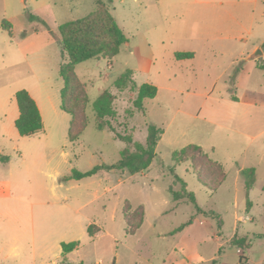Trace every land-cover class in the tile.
<instances>
[{
    "label": "rangeland",
    "instance_id": "rangeland-1",
    "mask_svg": "<svg viewBox=\"0 0 264 264\" xmlns=\"http://www.w3.org/2000/svg\"><path fill=\"white\" fill-rule=\"evenodd\" d=\"M109 6L128 42L111 59L75 66L89 101L85 129L71 142L70 115L60 109L66 57L57 25L89 14L95 0H0V264H264V0ZM254 46L263 55L247 67ZM178 52L194 56L177 59ZM127 69L132 80L119 88ZM142 83L157 93L140 109L134 100ZM20 89L41 113L43 129L32 136L14 124ZM105 90L116 113L99 129L93 102ZM150 124L162 133L148 168L112 167L124 148L134 149L121 137L144 145ZM188 144L222 165L225 179L215 190L189 162H173L172 153ZM95 166L102 167L89 177L64 179ZM247 168L255 176L249 189ZM176 177L202 212L173 200L171 190L182 189ZM142 210L140 226L127 233L125 217L136 225ZM91 224L98 228L92 234ZM72 241L78 245L63 254L62 243Z\"/></svg>",
    "mask_w": 264,
    "mask_h": 264
},
{
    "label": "trees",
    "instance_id": "trees-1",
    "mask_svg": "<svg viewBox=\"0 0 264 264\" xmlns=\"http://www.w3.org/2000/svg\"><path fill=\"white\" fill-rule=\"evenodd\" d=\"M110 1L96 0L95 9L92 12L84 17L59 24L57 27L60 36L61 53L63 58L66 57V61L62 62L59 68V74L62 80L60 109L70 115L67 138L71 142L75 141L85 129V109L89 101L84 84L75 73V66L82 61L92 58L104 57L111 59L117 55L121 45L128 41L127 36L110 12ZM193 55V52H178L175 56L177 59H183L191 58ZM262 68H264V65H262ZM131 78L132 71L127 69L115 81V85L119 88H124L126 83L132 80ZM156 93V86L149 83H142L137 86V96L134 100V105L141 109L143 107L142 100L144 98H152ZM14 98L18 108V116L14 124L19 135L32 136L40 132L43 129V121L35 100L25 89L16 91ZM113 100V94L105 90L93 102V110L99 129L106 127L107 122L104 120L105 117H113L116 113L112 106ZM161 133V129L157 126L153 124L148 125L144 145L138 142L133 143L130 136L121 137L129 145L133 144L134 149L132 150L130 146L124 148L121 151V158L112 167L128 170L130 173L141 172L147 169L156 155L155 148ZM172 160L175 164L184 161L189 162L198 180L210 190H215L225 179V172L222 165L209 158L203 148L197 144H188L174 151L172 153ZM101 167L95 166L85 172L74 169L64 179L79 180L84 177H89ZM171 170L173 173L174 169ZM242 174L246 178L245 187L249 189L255 180L254 168L243 169ZM176 180L182 184V189L180 191L171 190L173 200L175 202H192L196 205L197 211L202 212L196 204L194 194L186 190V184L178 177H176ZM143 215L144 211L142 210L136 225L131 223V216L125 217L127 222L126 226L131 227V229L126 231L127 233H134L136 231L143 220ZM218 220V225L220 226L221 221L220 219ZM190 222L191 220L180 225L174 232L182 230ZM93 228L98 229L93 224L88 226L89 233H93ZM232 242L243 247L249 245L247 239L244 237H234ZM77 245L78 243L75 241L62 243V253L67 254L71 252Z\"/></svg>",
    "mask_w": 264,
    "mask_h": 264
},
{
    "label": "crops",
    "instance_id": "crops-1",
    "mask_svg": "<svg viewBox=\"0 0 264 264\" xmlns=\"http://www.w3.org/2000/svg\"><path fill=\"white\" fill-rule=\"evenodd\" d=\"M96 1V0H95ZM216 1H218V3H222L223 2V0H216ZM95 6H96V4H95ZM86 16V15H85ZM84 17V16H83ZM51 18H53V15H51ZM81 18V17H80ZM54 19V18H53ZM77 19V18H76ZM57 27H58V25H57ZM128 42V41H127ZM126 42V43H127ZM256 49H258V48H256V46H254V48H253V50H254V52L256 51ZM261 50H262V52H263V49L262 48H260ZM194 56V55H193ZM245 61H246V65H247V67L248 66H250V67H253V65H252V63H254L255 62V60L256 59H254V61L252 62L251 60H248V58H245L244 59ZM241 220H244V218L243 217H241L240 218ZM187 226V225H186ZM200 240H198V242H199ZM201 242V241H200ZM195 252V251H194ZM192 253V252H191ZM176 257V256H175ZM212 258V257H211ZM179 260V259H178ZM177 260V261H178ZM174 261H176V260H174ZM183 263H186V262H183ZM188 263H190V262H188ZM180 264H182V262L180 263Z\"/></svg>",
    "mask_w": 264,
    "mask_h": 264
},
{
    "label": "water",
    "instance_id": "water-1",
    "mask_svg": "<svg viewBox=\"0 0 264 264\" xmlns=\"http://www.w3.org/2000/svg\"><path fill=\"white\" fill-rule=\"evenodd\" d=\"M23 2L26 3L27 0H23ZM262 55H263L262 50H261L260 48H258V49H256V51L251 55V57L254 58V59H258V58L262 57Z\"/></svg>",
    "mask_w": 264,
    "mask_h": 264
}]
</instances>
